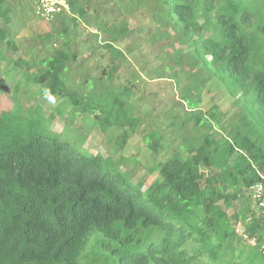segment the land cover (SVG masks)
I'll use <instances>...</instances> for the list:
<instances>
[{"label":"trees","instance_id":"16d2710c","mask_svg":"<svg viewBox=\"0 0 264 264\" xmlns=\"http://www.w3.org/2000/svg\"><path fill=\"white\" fill-rule=\"evenodd\" d=\"M127 1V15L142 4ZM155 1L163 16L147 35L166 39L171 24L179 46L160 48L153 70L155 79L174 83L185 105L168 122L179 146L165 161L155 159L156 177L143 188L122 155L93 154L68 128L51 130L52 114L24 109L16 82L12 109L0 112V264H264V218L255 217L248 196L264 179V0ZM68 3L70 14L56 15L51 33L37 37L43 47H58L38 59L3 58L7 75L32 73L36 92L59 101L57 114L70 109L93 121L121 154L140 127L132 89L116 82L125 62L116 45L132 30L127 18L111 25L94 19L109 64L98 78L79 72L74 82L69 72L79 54L69 36L93 19L89 0ZM9 20L0 0V46L12 56L18 49ZM197 67L208 78L195 74ZM207 81L240 113L228 116L217 106L203 112ZM143 139L155 158L162 154L160 133ZM237 222L257 246L239 237Z\"/></svg>","mask_w":264,"mask_h":264},{"label":"rangeland","instance_id":"374dc122","mask_svg":"<svg viewBox=\"0 0 264 264\" xmlns=\"http://www.w3.org/2000/svg\"><path fill=\"white\" fill-rule=\"evenodd\" d=\"M5 1L9 5L10 20L4 27L18 50L11 56L3 46H0V112L12 109L17 82L19 87L16 90V96L20 105L24 109H35L46 117L52 114L51 130L60 133L63 128H68L71 131V137L80 140L83 148L93 154H100L113 160H117L122 155L125 160L123 168L130 173L133 181L142 183L143 188L150 185L156 177V173L150 172L155 167V159L165 161L180 144L179 136L169 128V118L172 112L182 114L186 111L185 105L177 95L174 83L158 80L153 76L154 68L160 64L159 49L179 48L175 43V32L171 24L167 30L166 39H152L147 35V29H154L163 16L156 1L142 0V4L127 15L123 10L128 4L127 0H89L88 14L93 19L92 25L71 28L72 32L69 36V40L76 46L79 54L76 67L69 72L70 79L76 82L80 77L79 72H82V75L86 72L90 78H98L101 76V69L109 64V56L107 50L102 47L105 40L104 34L96 31L93 26L94 19L108 25L128 19V29L132 32L116 45L125 54V62L118 73L116 82L132 89L133 102L137 105L135 114L140 118V127L121 154H115L113 148L106 144L104 136L98 131L93 121L73 115L70 109L57 114L59 101H53L36 92L29 83L32 73L18 69L15 79L7 75V63L4 59L42 58L48 56L58 47V44L43 47L37 40V37L51 33L53 22L40 19L35 14L34 0ZM76 35L78 37H75ZM182 50L183 53L189 52L186 48ZM195 74H200L203 79L207 77L199 67L196 68ZM200 96V109L203 112L210 110L212 106H217L220 112H226L228 116H236L241 111V106L211 81L206 82ZM151 131L160 133L161 144L165 148L156 158L146 147L143 139ZM237 207L241 209L240 204Z\"/></svg>","mask_w":264,"mask_h":264},{"label":"built area","instance_id":"2783aa9c","mask_svg":"<svg viewBox=\"0 0 264 264\" xmlns=\"http://www.w3.org/2000/svg\"><path fill=\"white\" fill-rule=\"evenodd\" d=\"M35 14L46 21H52L53 18L60 14H70L68 0H34ZM251 208L255 213V217L264 218V179L253 184L248 191ZM248 220L246 221V223ZM236 233L239 237L247 242L250 246H257V238L249 236L243 229L242 222H237L235 225ZM259 256L264 260V242L258 245Z\"/></svg>","mask_w":264,"mask_h":264}]
</instances>
